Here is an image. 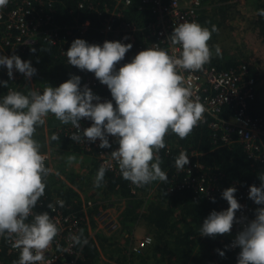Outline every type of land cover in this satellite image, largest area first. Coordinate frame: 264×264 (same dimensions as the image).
Listing matches in <instances>:
<instances>
[{
	"label": "clouds",
	"instance_id": "clouds-1",
	"mask_svg": "<svg viewBox=\"0 0 264 264\" xmlns=\"http://www.w3.org/2000/svg\"><path fill=\"white\" fill-rule=\"evenodd\" d=\"M8 3L0 0V10ZM216 31L214 25L209 29L194 21L179 23L167 38L171 53L148 47L122 65L131 43L106 40L90 44L74 39L64 52L67 63L93 73L107 86L111 100L102 101L87 85L82 87L78 75H71L57 87L45 85L42 91L29 88L0 95V238L12 239V246L19 249L16 264H47V250L60 232L48 211H34L45 195L46 178L51 173L36 139L38 129L51 116L61 125H71L75 131L70 139L77 143L99 141V148L109 149L112 138L117 147L109 152L110 162L98 168L95 187L103 184L111 162L118 166L122 178L136 187L166 183L169 177L162 170L160 156L167 147L165 137L171 133L186 139L206 111L182 73L201 71L211 61L213 50L208 42ZM29 51L34 53L36 48ZM215 55H221L218 46ZM0 67L6 69L8 80L14 78V70L26 81L37 72L30 61L16 54H0ZM0 87L8 89V81L0 80ZM81 120L91 121V125L84 128ZM58 140L54 133L48 142ZM188 157L180 151L174 160L177 172L184 171ZM260 181L248 190V198L259 206L255 218L232 241L231 246L240 250L237 264H264V178ZM236 191L228 187L221 193L228 207L209 213L200 225V236L229 234L233 224L240 222L236 212L243 206L235 198ZM210 199L215 202L214 197ZM56 205L62 208L64 201L57 200ZM47 207L55 211L53 204ZM71 241L80 246L88 243L82 233L73 235ZM217 251L221 257L225 255Z\"/></svg>",
	"mask_w": 264,
	"mask_h": 264
},
{
	"label": "built area",
	"instance_id": "built-area-1",
	"mask_svg": "<svg viewBox=\"0 0 264 264\" xmlns=\"http://www.w3.org/2000/svg\"><path fill=\"white\" fill-rule=\"evenodd\" d=\"M77 7L92 11L99 23L93 24L91 19H79V16L75 15L70 23L61 25L55 19L54 0H9L8 5L0 10V54L19 55L38 39L58 45L62 52H66L68 49L65 46L73 36L85 35L92 28L100 34L99 44L106 40L131 43L133 47L125 54L124 59L132 60L138 52L153 46L171 53L172 46L167 38L173 28L185 21L199 23V15L204 9V3L203 0H132L131 4L127 0H80ZM133 8L139 12H147L145 14V17H148L147 21L138 24L126 19L128 12ZM28 41L29 43L26 44ZM182 74L186 85L192 88L194 98H198L205 106L204 119L199 124L207 125L212 132L214 142L219 143L220 146L239 144L249 158L264 166V113L253 115L249 110L250 102L256 96V80L250 75L248 65L241 63L235 67L219 68L215 64L208 63L201 71ZM82 77V87L87 85L94 94L101 97L102 101L111 100L107 86L102 85L93 73L86 71ZM23 78L22 74L14 70V78L8 80L6 69L0 67V80L8 81L9 84L8 89L0 87V95L6 94L9 90L20 91V84L27 87L29 85L31 89L43 90L37 84H33V80L26 81ZM60 84L57 83L54 87ZM81 125L86 128L91 125V121L81 120ZM74 131L71 125H66L60 127L57 134L70 138ZM109 139L112 143L109 149L99 148V141L92 144L88 142L78 144L85 152L93 155L100 167L110 162L109 152L117 147L112 138ZM44 153L47 156V165L49 154ZM202 169L204 166L198 160L189 163L183 171L186 175L183 181L170 190L187 188L204 194L206 199L215 197L219 189ZM118 170L115 162H111L108 171ZM231 187L237 189L235 198L243 206L236 212L240 222L234 223L230 231L236 236L249 221L255 218V210L259 206L248 198L249 186H238L233 182ZM129 188L132 194L137 195L141 187L129 182ZM44 197L34 211L37 212ZM87 203L90 204V201ZM128 203L125 199L119 198L102 208L99 207L92 217L94 227L90 230V237L94 239L97 232L107 236L123 233L121 222ZM227 207V203H224L216 211L225 210ZM51 216L60 227V232L47 250V264H77L82 255V247L73 245L71 237L80 234V224L83 219L57 208L55 211L52 210ZM234 239L230 241L229 248L237 259L240 250L231 246ZM152 242L153 237L145 234L129 243V252L139 253ZM12 244V239L0 238V264H8L2 255L4 249L8 254H15L14 264L18 261L19 249L14 248ZM101 256L104 261L113 262L104 255Z\"/></svg>",
	"mask_w": 264,
	"mask_h": 264
},
{
	"label": "trees",
	"instance_id": "trees-1",
	"mask_svg": "<svg viewBox=\"0 0 264 264\" xmlns=\"http://www.w3.org/2000/svg\"><path fill=\"white\" fill-rule=\"evenodd\" d=\"M78 1L80 0H54L55 19L61 25H64L70 23L73 17L78 15L79 19L89 18L93 24L99 23L92 11L77 7ZM238 2H233V0H203L204 9L199 15V24L209 29L213 25L218 26L220 22L217 24L213 22L219 19V16L231 13ZM247 4L257 12L253 29L257 37L264 41V0H253L252 3ZM69 11H72V13H69ZM145 14L147 12H139L133 8L128 12L126 19L141 24L143 21H147L148 17H145ZM76 38L84 39L90 44H99L100 34L92 28L85 35L73 36L65 48L68 49L71 42ZM30 47L36 48V52H30ZM211 48L213 57L209 63L215 64L219 68H228L232 64L235 67L238 64L237 61L222 63L220 60L223 59L215 57L214 47ZM18 56L23 60L30 61L32 66L37 69L33 80L42 89L45 85L54 87L57 83H63L71 75H78L83 78L82 76L86 73V71H81L68 64L64 52L58 45L49 44L42 39H38L36 43L29 45ZM130 61V59H124L120 64ZM254 74L256 73H250L251 76ZM19 86L20 91L24 92L30 88L29 85L28 87L23 84ZM249 110L253 115L263 114L264 97L256 95L250 102ZM165 140L167 147L160 152L163 161L161 167L162 170L167 172L169 179L166 183L159 181L151 183V185L157 184L158 186L155 189L154 200L151 203L146 205L145 200L139 197L148 191L150 184L139 188L137 195H134L130 192L129 182L122 178L119 170L117 172H106L103 184L97 189L102 191L105 196L115 194L114 196L124 198L127 203L129 202L124 210V218L121 222V232L123 233L120 234L121 236L117 235L121 237L119 240H115V235L107 236L102 232H97L93 240H87L86 245H78L82 247V255L77 264H113V262L116 264H149V258L155 257L159 248H165L167 254L176 256V258L171 259L172 264H185L187 259H190V261L188 260L189 262L186 264H237V259L229 248L230 241L235 237L233 233L216 235L215 237L200 236L199 228L211 211H216L222 204L227 203L222 198L221 193L231 187L233 182L243 187L259 186L260 178H264V166L249 158L239 144L220 146L219 143H215L212 132L206 124H199L186 139H179L175 134L170 133L165 137ZM70 142L68 145L70 153L84 152L78 143L72 140ZM182 150L189 156V163L198 160L204 166L202 170L206 172L207 177L219 189L214 197V203L211 199H206L204 194L192 189L170 190L171 187L183 181L186 176L184 172H175L176 168L174 167V160ZM98 168L97 163L93 165V177L89 182L91 186V180L95 178ZM89 174L91 175V173ZM73 176L75 177V175ZM54 180L46 181L45 197L37 212L48 211L51 215L52 210L48 209L47 205L53 204L55 208L62 212L77 215L83 219L80 224V233L83 234V238L87 239V223L81 215L83 214L81 201L77 196V192L70 186H64L63 190L58 189L56 195H53L50 185L51 187L54 185ZM74 181L78 182L75 179ZM57 200H63L64 207L61 208L56 205ZM144 205L145 207L140 211L141 206ZM97 210L92 209L90 211ZM138 219L145 220L151 226V231L155 234V242L141 252L134 254L129 252L128 245L132 241L130 235L134 223ZM99 247L106 252L102 255L113 262L101 261ZM217 250L223 251L225 255L221 257ZM2 255L8 264H14L15 254H8L4 249ZM155 259L160 260L158 257H155ZM159 264H165V262L162 261Z\"/></svg>",
	"mask_w": 264,
	"mask_h": 264
},
{
	"label": "rangeland",
	"instance_id": "rangeland-1",
	"mask_svg": "<svg viewBox=\"0 0 264 264\" xmlns=\"http://www.w3.org/2000/svg\"><path fill=\"white\" fill-rule=\"evenodd\" d=\"M234 1L240 2L237 3L235 9H232L231 13L229 12L228 14H223L224 16H219V19H216L213 22L214 24L220 22V24L215 26L217 28V31L215 32L216 35L212 34V38L208 43L211 47H214V50L217 46L221 49L222 55L216 56L214 54V56L223 59L220 60L222 63L237 61V65L241 63L247 64L248 67H250V73H256L253 75L256 80V95L264 97V41L257 37L256 32L253 29V23L257 12L247 4L252 3L253 0H233V2ZM231 67H233V64ZM32 82L33 84L37 83L34 80ZM49 153L50 162H52V164L54 163L55 165L60 166L61 161L64 160V166H66L70 174L74 173L76 175V180L81 184L86 185V187H83L82 189L83 198H88L86 200L82 199L86 208H102L107 203H111L118 199V196H114L115 194H108L105 196L102 191L97 189V187H90L89 182L93 177V165L96 164V159L92 154L87 152L82 153L80 151V154L83 155L82 157L84 159L83 162L77 163V161L74 160L71 162L70 156L66 153H62L60 149L53 151L50 150ZM54 156H57L56 160H54ZM74 164H76L78 170ZM87 165L89 166L87 167ZM82 168H84V170H82ZM89 173H91V175ZM143 195H140L139 197L144 200L145 198H143ZM87 201H90V204H88ZM134 227L137 234L138 229L140 232H152L151 226L146 222L144 223L140 221L136 224L134 223ZM117 235L120 234L115 235V240L121 238ZM111 247L113 246L111 245Z\"/></svg>",
	"mask_w": 264,
	"mask_h": 264
},
{
	"label": "crops",
	"instance_id": "crops-1",
	"mask_svg": "<svg viewBox=\"0 0 264 264\" xmlns=\"http://www.w3.org/2000/svg\"><path fill=\"white\" fill-rule=\"evenodd\" d=\"M31 80H33V77L31 78ZM63 126H66V125H61L59 121L55 120L54 117H51L50 116L48 118L46 124L42 128L38 129L37 134H36V139L42 145V152H48V154H49V161L47 163V166L51 169V173L46 178V181H51V180H54L55 179L54 182H53L54 185L52 187L50 185V189L52 191L51 193L53 195H56V191L58 189L63 190L65 188L64 186H70L72 189H74L77 192V196L79 197V199L81 201V209H82L81 211L83 213L81 215L85 219V222L87 223L86 224V227H87L86 228L87 229V240H89V239H92V237H90L89 233H90V230H92V227H94L92 225L93 224V220H92L91 217H93V214H94L95 211L94 212L90 211L92 209H90V207L86 208V205L83 204L82 199H85V200L88 199V198H83V195H82V192H83L82 189H83V187H86V185L80 184L79 181L78 182H75V181L73 182L74 179L76 180V175L74 173L73 174H70L69 170L66 168V166H64V160L61 161V165L60 166L55 165L54 163L52 164V162H50V153H49V151L50 150L53 151V150H57V149L58 150L60 149L62 151V153H64V154L65 153L68 154V156H70L71 162L73 160L74 161H77V163L83 162V159H84L82 157L83 155L80 154L79 151L78 152H72V153H70L69 148H68V145H69V143H71L70 142L71 140L69 141V139L67 137H65L64 135L57 134V131L59 130V128L60 127H63ZM54 133L59 136V140L58 141H52V142L49 143L48 142L49 141V138ZM66 143H67V145H65ZM56 159H57V156H54V160H56ZM74 166H76V164H74ZM88 166L89 165H87V167ZM87 167H86V169H87ZM76 169H77V166H76ZM82 170H84V168H82ZM82 170H81V172H82ZM78 172L81 173L80 171H78ZM73 175H75V177ZM73 177H74V179H73ZM94 180H95V178L91 180L92 186H94ZM154 183H156V182H154ZM92 186L90 185V187H92ZM149 187L150 188L148 189V191L146 193L144 192V195H143V198H145L144 200L146 202V205L148 203H151V201L154 200V193L156 192L155 189H157L158 186H157V184H154V185H151ZM119 198L120 197H118V199ZM120 199H124V198H120ZM141 207L142 208H141L140 211L143 210V208L145 207V205L144 206H141ZM89 218H91V219L89 220ZM140 221H142L144 223L146 222L143 219H138L135 222V224L138 223V222H140ZM145 234H149V235H151L153 237V242H152V244H153L155 242V234L153 232H148V231H146V232H140V230L138 229V234H137L136 233V229H135L134 226H133L132 233L130 235V239L132 241L133 240L135 241L136 239L141 238ZM163 247H165V246H163ZM99 250L101 252V255L106 253L105 250L103 249V251H102V249L100 247H99ZM155 257L160 258V260H156ZM155 257L152 256L151 258H149V264H159V262H162V261H164L165 264H172L171 263V259L172 258H176V256L174 254H169V253L167 254L165 252V248L164 249H160L159 248L157 250L156 254H155ZM188 260L190 261V259H187L186 260V263L189 262Z\"/></svg>",
	"mask_w": 264,
	"mask_h": 264
},
{
	"label": "flooded vegetation",
	"instance_id": "flooded-vegetation-1",
	"mask_svg": "<svg viewBox=\"0 0 264 264\" xmlns=\"http://www.w3.org/2000/svg\"><path fill=\"white\" fill-rule=\"evenodd\" d=\"M100 258H101V261H104V259H103V257H102V256H100Z\"/></svg>",
	"mask_w": 264,
	"mask_h": 264
}]
</instances>
